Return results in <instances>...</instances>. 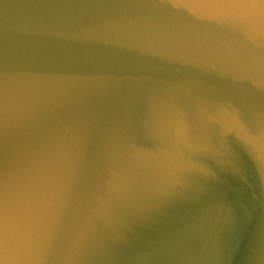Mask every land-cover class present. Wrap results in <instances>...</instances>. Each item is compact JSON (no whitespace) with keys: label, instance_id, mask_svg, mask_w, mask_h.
<instances>
[{"label":"water","instance_id":"95a60500","mask_svg":"<svg viewBox=\"0 0 264 264\" xmlns=\"http://www.w3.org/2000/svg\"><path fill=\"white\" fill-rule=\"evenodd\" d=\"M0 264H264V0H0Z\"/></svg>","mask_w":264,"mask_h":264}]
</instances>
